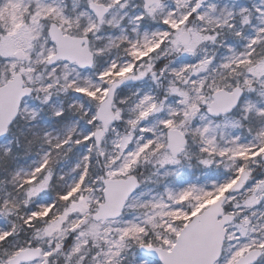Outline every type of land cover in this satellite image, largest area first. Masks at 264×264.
I'll use <instances>...</instances> for the list:
<instances>
[{"label":"snow or ice","instance_id":"6c2138e0","mask_svg":"<svg viewBox=\"0 0 264 264\" xmlns=\"http://www.w3.org/2000/svg\"><path fill=\"white\" fill-rule=\"evenodd\" d=\"M0 264H264V0H0Z\"/></svg>","mask_w":264,"mask_h":264}]
</instances>
